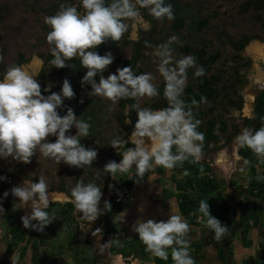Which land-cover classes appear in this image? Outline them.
Returning <instances> with one entry per match:
<instances>
[{"label":"clouds","instance_id":"1","mask_svg":"<svg viewBox=\"0 0 264 264\" xmlns=\"http://www.w3.org/2000/svg\"><path fill=\"white\" fill-rule=\"evenodd\" d=\"M79 7L83 13L76 6L61 5L55 15L44 18L49 29L45 39L50 46L51 66L63 69L72 66L67 61L79 60L81 67L86 69L80 83L90 86L88 95L113 105L121 99L156 97L159 91L151 73L136 75L128 66L118 68L105 78L103 73L112 64V55L105 53L101 56L89 50L108 40L119 41L128 28L125 21L139 17V9H146L161 23L172 21V5L166 4L165 0H79ZM174 42L175 37H171L156 46L154 52L158 58L156 70L163 79V96L168 106L152 110L141 108L139 103L132 104L130 109L136 113L130 135L133 147L123 152L119 163L109 161L97 173L114 177L117 173H128L134 166L136 175L142 178L153 165L170 170L190 158L193 163L201 158L204 135L197 131L200 121L194 120L190 109L186 110L181 96L189 81L188 71H192L193 79L203 77L205 71L192 55L177 59L171 47ZM145 46L152 47L147 42ZM97 75L98 82L93 79ZM52 87L54 85H49L43 91L48 93ZM72 98L74 92L67 79L62 81L58 93L42 95L35 75L22 66H9L0 79V160L27 165L38 151L56 165L63 163L70 168H89L98 153L94 148H85L80 138L89 136L90 124L83 118L78 119L71 108H67L63 116L58 112L63 102ZM192 104L195 105L196 101L193 100ZM125 123L132 122L128 119ZM71 129H75V135L69 134ZM48 137H55V142H49ZM236 141L240 147L264 159V127L255 131L242 129ZM108 145L116 151L124 147V142L113 139ZM5 179L0 176V182ZM111 187L109 185V189ZM9 192L18 201L15 204L20 209H29V214L20 218L24 229L41 233L55 220L46 211L50 199L43 176L35 183L24 180L20 186L5 191L0 199L7 198ZM101 197L102 184L97 185L94 180L88 183L78 180L70 195L64 197L79 214L80 227L85 233L106 210L111 209L110 203L105 201L101 210ZM198 211L206 218V226L212 230L215 239L219 240L228 228L210 215L207 200L199 203ZM3 212L4 209L0 208V214ZM132 229L152 256L167 261L170 250L173 264H194L186 239L189 225L181 215H171L166 221L138 220ZM101 235L100 228L92 232V236L100 238ZM109 243L111 241L101 246V251Z\"/></svg>","mask_w":264,"mask_h":264},{"label":"flooded vegetation","instance_id":"2","mask_svg":"<svg viewBox=\"0 0 264 264\" xmlns=\"http://www.w3.org/2000/svg\"><path fill=\"white\" fill-rule=\"evenodd\" d=\"M165 3L172 5L174 19L170 22L157 21L146 9H139L140 15L136 19L125 21L128 25L127 31L109 52L113 62L103 73L107 78L118 68L128 66H131L136 75L151 73L159 94L154 98L139 100L121 99L113 105L102 98L89 96L90 86L81 85L80 78L72 77L74 98L71 102L65 100L58 112L63 116L66 109L71 108L78 119L83 118L90 124L89 136L80 138V142L85 148H94L97 151L95 161L89 168H70L63 163L56 165L38 151L27 165L0 160V176L6 178L0 182V197L7 189L10 190L26 179L35 183L43 176L48 185L49 208L51 205H58L62 212L67 208L68 217L75 219L78 213L64 197L70 195L71 188L78 180L85 183L94 180L97 185L102 184L99 207L103 211L104 202L110 203L118 176L116 174L110 177L96 171H102L109 161L119 163L123 152L133 146L130 135L136 122V113L130 106L139 103L141 108L152 110L168 106L163 96L164 82L156 70L158 58L154 52L156 46L167 42L171 37H175L171 47L177 59L192 55L196 58L197 65L205 71L203 77L195 79L192 71H188L189 81L181 99L186 110L192 111L194 120L200 121L197 131H201L203 135L210 131L216 137V141L206 144L207 153L213 148L218 151V147L228 145L242 129L256 130L254 121L243 114V106L244 91L252 81V77H249L252 66L250 55L255 54L251 52V48L255 45L262 47L263 54L256 56L264 55V0H165ZM61 5L76 6L83 13L79 0H0V79L9 66H21L35 54L41 64L37 77L41 94L50 95L51 92L60 91L62 81L66 78L59 82L58 75L64 68L56 69L49 63L52 56L45 39L49 29L44 24V18L55 15ZM4 29H8L7 34L1 33ZM28 39L33 40L32 45ZM145 42L152 47H146ZM98 54L104 55L99 52ZM258 67L262 77L256 81L257 89L249 88L245 94L246 97L250 96L248 106L256 114H259L256 109L257 101L264 94L263 60ZM85 73L84 68L79 71L82 78ZM94 80L98 82L99 75ZM49 85L54 87L45 93L43 89ZM193 100L196 101L195 105L192 104ZM128 119L132 123L127 125L125 121ZM69 134L75 135V129H71ZM46 139L55 142V137ZM113 139L124 142V147L117 149V153L108 145ZM196 162L205 163L211 168L208 161ZM109 185L112 186L111 189ZM11 204L10 198L3 200L1 205L4 214L1 219L13 216ZM69 204L72 205L71 209L67 206ZM108 211L96 220L101 229L105 227L104 218Z\"/></svg>","mask_w":264,"mask_h":264},{"label":"rangeland","instance_id":"3","mask_svg":"<svg viewBox=\"0 0 264 264\" xmlns=\"http://www.w3.org/2000/svg\"><path fill=\"white\" fill-rule=\"evenodd\" d=\"M11 28V27H10ZM18 29V28H16ZM8 29H4L1 33L7 34ZM10 31V30H9ZM13 32V31H10ZM18 33V30L16 31ZM3 36H1L2 38ZM30 40V39H28ZM30 45L33 44V40H30ZM2 44V43H1ZM19 46V45H18ZM254 47V46H253ZM253 47L251 48V52L255 55L251 54V71L249 73V77H252V81L249 82L248 87L244 91V106H243V114L249 117L254 121V129H259L264 127V114H256L251 112L250 107L248 106V100L250 96L246 97V92L249 88H255L256 81L260 79L261 74L258 70L259 62L263 60L264 62V55L259 57L253 51ZM260 47V46H258ZM262 48V47H261ZM250 50V48H249ZM248 50V51H249ZM263 54L262 53L259 55ZM35 64V65H34ZM31 65L36 66L34 75L36 76V80L38 77L39 69H40V61L35 54H32L29 59H27L21 66L25 71H29L28 67ZM257 89V87L255 88ZM253 89V90H255ZM218 151L211 150L209 153L205 155H201V158L198 161H208L211 165H219L215 166V170H217L218 174L220 175L219 179L224 178L226 182H224V186L221 191H217L215 197L218 198L221 194L220 192H226L230 186H232V179L235 175L237 177L239 187H245L246 181L248 178L251 177V172L247 166H244L242 162L238 163L236 169L233 170L232 173H229V167H220L218 163H226L232 160L238 159L240 146L234 138L228 145L218 147ZM255 162H256V170L258 174L264 178V159L259 158L255 155ZM246 163V162H245ZM227 166V165H226ZM238 168V169H237ZM245 171V174H244ZM136 173L135 167L127 173L128 176ZM126 174V173H125ZM171 175L172 170L164 169L159 166L153 165V167L147 171V176L144 180L138 183L131 191V200L129 202L128 210L120 213L116 216L112 223L113 227H115L119 233L120 237L123 238L122 233H125L127 236L126 238H133L136 237L137 234L133 229H131L126 223H124L125 218H133L138 220H148L154 219L157 221L163 220V214L161 212L160 203L164 200L167 193L172 192L173 189L175 190L173 184L171 183ZM230 178H228V176ZM118 180L117 184L119 185V177L120 173H117ZM226 178L228 180H226ZM235 178V177H234ZM222 182V181H221ZM22 184V183H21ZM21 184H16V186H20ZM6 191H9L8 189ZM176 191V190H175ZM226 194H228L226 192ZM178 196V194H177ZM236 193L233 192L231 196H227L229 201H234L239 199L240 197H235ZM12 200V204L10 208L12 209L13 216L8 219H1L4 212L0 214V263L3 264H93V261L102 260L106 256L107 246L103 248L101 251V246L108 243L110 240V235L106 232L105 228H102V235L97 236H90L96 228H100L98 226L97 221L92 223L89 231L85 233L81 227V221H78L79 214H77V218L75 221H70L68 214L69 210L67 208L64 211H61V207L58 205H51L48 213L50 216L54 217L55 220L44 229L43 232L37 235V237L30 242H25V240H21L20 242L16 243L10 240V233H14L16 231H23L24 228L21 225L20 218L25 214H29V209L24 208L20 209L18 201L16 198L12 197L11 195L8 196ZM5 198L0 199V208H2V202ZM247 199V197H245ZM169 199L167 201L166 206L168 207L169 204H173L176 207V200ZM173 207H171L172 209ZM61 211V212H60ZM10 213V212H9ZM176 213L177 209H176ZM261 212H259L260 214ZM258 214V216H259ZM169 216H171L169 214ZM124 218V219H123ZM261 221V220H260ZM262 225V224H261ZM260 227V224L256 225ZM253 227V229H252ZM255 225L251 226L249 232L252 231V234L255 236V242L257 248L247 247L243 241L239 242L235 247L237 250L238 261L240 264H251L253 260L257 257H260L259 261L264 264V227L262 228V232L259 231L256 233L254 229ZM32 232V231H30ZM86 234V236H85ZM90 234V235H89ZM124 234V235H125ZM262 236V237H260ZM123 238L124 240L126 238ZM39 238V239H38ZM27 239V238H25ZM112 240V239H111ZM33 242L37 243V249L34 250L32 248ZM133 242V241H132ZM12 245L13 253L9 254L7 251V247ZM112 245V244H111ZM131 248V247H130Z\"/></svg>","mask_w":264,"mask_h":264},{"label":"trees","instance_id":"4","mask_svg":"<svg viewBox=\"0 0 264 264\" xmlns=\"http://www.w3.org/2000/svg\"><path fill=\"white\" fill-rule=\"evenodd\" d=\"M264 94L257 101L256 109L261 115L264 114ZM198 130V129H197ZM257 130V129H256ZM255 131V130H254ZM201 132V131H199ZM210 141H216V137L209 131L204 135V141L202 146V154L208 152L206 144ZM133 147V146H130ZM128 147V148H130ZM239 156L244 159L248 169L251 172V179L248 181L247 199L245 202V210L241 214L239 225L242 227L241 240L248 247L250 243L246 240L249 231L251 229L250 222L254 217L258 216L259 212L263 210L264 206V178H262L256 170L255 155L247 148H241L239 150ZM172 170L171 183L173 184L177 196V204L179 214L189 223L202 222L206 223V218L199 213V203L202 200H207L210 215L221 221L227 212V204L223 198H216L215 195L219 190V184L215 179L212 169L205 163L191 161V158L184 161L182 164H178ZM187 173V174H185ZM147 176V171L143 177H138L136 173L128 176V174H120L119 183L125 184L130 190H132L138 183H140ZM118 186V185H117ZM111 209L108 211L104 218L105 230L112 237V245L110 253L113 256L121 255L124 258L129 257L130 250L129 244L123 238L120 237L119 231L113 227V219L122 213V209L115 205L110 199ZM68 208H72V205H67ZM70 221H74V218L70 216ZM40 233L24 229L23 231H16L10 233V240L13 242H30L39 236ZM27 238V239H25ZM39 239V238H38ZM12 245L7 247L9 254L13 253ZM32 248L37 249V243L33 242ZM260 257H257L251 262V264H262L259 261ZM3 264V263H0ZM195 264V263H194Z\"/></svg>","mask_w":264,"mask_h":264},{"label":"crops","instance_id":"5","mask_svg":"<svg viewBox=\"0 0 264 264\" xmlns=\"http://www.w3.org/2000/svg\"><path fill=\"white\" fill-rule=\"evenodd\" d=\"M237 158L238 159L232 160L230 162L228 161L226 163L222 162L218 164H220V167H226V168L229 167L230 168L229 173H232L233 170L236 169L238 163L240 162H242L244 166H247L242 157H237ZM215 166H219V165L217 164L213 166L211 165L212 173L219 184V191H221L224 186L223 184L226 181H224L225 180L224 178H222V180L221 178L219 179L220 175L218 174L217 170L214 169ZM246 168L248 170V167ZM237 174L238 175H235L234 176L235 178L233 177L232 179V186H230L229 189L226 191L228 194H226L225 191L224 193L222 191L220 192L221 194L218 197V198H223L227 204L226 215L220 222L222 225L228 228L227 232L219 240L215 239L214 233L212 232V230H210L206 226V223H202V222L189 223L183 218L189 225V231L186 235V239L189 241V244H190L189 253L191 257L193 258L195 264H240L237 259L238 252L237 250H235V247L240 241L242 242L241 240L242 227L239 225V221H240L241 214L245 210V202H246L245 197H247L248 181L251 179V177L247 179L245 187H239L237 185L238 180L236 177V176H239V173ZM244 174H245V171H244ZM230 176L231 175H229L228 178H230ZM226 180L228 179L226 178ZM172 191L173 193L169 191V193L166 194V196L168 195V197H165L164 200L160 203L161 212L163 214L162 221H166L169 217V214L170 215L177 214L176 209L179 214L178 204H177L178 203L177 202L178 193L174 189ZM233 192L236 193L235 197H240V198L232 202V201H229L228 197L231 196ZM169 199L176 200V204H175L176 207L173 206L172 203L169 204L168 207L166 206V203L167 201H169ZM171 207L173 208L171 209ZM126 210H128V207ZM136 221H137L136 219H133L131 217L124 219V223H126V225H128L131 229ZM257 224H260V227L258 226L256 228ZM250 225L251 226L255 225L254 229L256 233L258 231L260 233L262 232L263 230L262 228L264 227V206L259 216L254 217L253 220L250 222ZM89 233L91 234L89 235L92 236L91 231H89ZM124 234L125 233H122L123 238L127 236L126 234L125 235ZM261 234H264V233H261ZM111 239L112 237L109 240V242L111 241V243H109V246L107 247L106 256L102 260H100V262L94 260L93 264H173V261L171 260L170 250H169V259L167 261H162L152 256L150 252L146 251L145 246L138 239V236L125 239V241H127L128 244L130 245L129 246V250H130L129 257L124 258L121 255L113 256L110 253V248L112 244ZM246 240L250 243L248 247L254 246V248L255 247L257 248V245L255 243L257 241H255V236L252 234V231L249 232Z\"/></svg>","mask_w":264,"mask_h":264},{"label":"water","instance_id":"6","mask_svg":"<svg viewBox=\"0 0 264 264\" xmlns=\"http://www.w3.org/2000/svg\"><path fill=\"white\" fill-rule=\"evenodd\" d=\"M117 42L118 41L113 42L111 40H108L102 46L96 47L94 51L97 53L99 52L100 54L109 53L111 52V50L113 49V47L116 45ZM71 65H72L71 67H65L61 71V73L58 75V80L60 82L62 78L65 77L69 81L72 88V80H71L72 77H78L82 80V77L79 75V71L82 69V67L80 65L79 60H76L75 62L71 63ZM72 100L73 98L67 101L71 102Z\"/></svg>","mask_w":264,"mask_h":264},{"label":"built area","instance_id":"7","mask_svg":"<svg viewBox=\"0 0 264 264\" xmlns=\"http://www.w3.org/2000/svg\"><path fill=\"white\" fill-rule=\"evenodd\" d=\"M131 195L132 191L125 184H119L116 186L111 198L113 203L124 211L129 206Z\"/></svg>","mask_w":264,"mask_h":264},{"label":"bare ground","instance_id":"8","mask_svg":"<svg viewBox=\"0 0 264 264\" xmlns=\"http://www.w3.org/2000/svg\"><path fill=\"white\" fill-rule=\"evenodd\" d=\"M253 51L256 53V54H261L262 53V48L261 47H258V46H254L253 47ZM35 65V64H34ZM34 65H31V67H28L29 68V73L33 74L35 73V69H36V66Z\"/></svg>","mask_w":264,"mask_h":264}]
</instances>
